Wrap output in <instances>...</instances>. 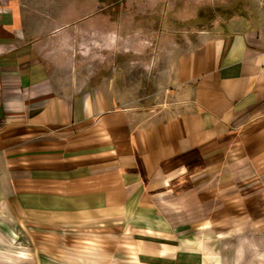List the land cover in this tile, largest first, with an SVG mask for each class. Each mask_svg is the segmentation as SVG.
I'll use <instances>...</instances> for the list:
<instances>
[{
	"label": "crops",
	"instance_id": "0c3cea01",
	"mask_svg": "<svg viewBox=\"0 0 264 264\" xmlns=\"http://www.w3.org/2000/svg\"><path fill=\"white\" fill-rule=\"evenodd\" d=\"M141 4L0 0V264H264V7Z\"/></svg>",
	"mask_w": 264,
	"mask_h": 264
},
{
	"label": "rangeland",
	"instance_id": "374dc122",
	"mask_svg": "<svg viewBox=\"0 0 264 264\" xmlns=\"http://www.w3.org/2000/svg\"><path fill=\"white\" fill-rule=\"evenodd\" d=\"M114 1H123V0H114ZM132 1V0H129ZM142 1V4L147 6V14L149 16H157L162 20L169 19L161 22L160 32H164L165 35L163 37H168L170 31L176 32V41L178 43H185L183 40L184 36L189 32L190 25L186 24L185 20H191L193 23L202 19V21H209L210 24H216L218 17L220 19H227L229 16L233 14H249L252 6H263L264 0H139ZM257 1V2H256ZM142 4L140 6H142ZM130 8H126L130 13L137 12L138 9L134 8L135 5H130ZM251 7V8H250ZM253 13V12H251ZM181 20V22H177V25H173L172 20ZM170 22V23H169ZM152 28V25L148 26ZM155 27V26H154ZM147 28V26H146ZM195 28V27H193ZM165 29V30H164ZM194 30V29H193ZM132 31L128 30L127 33H131ZM144 56L145 61L152 62V51L154 49L163 50L164 42L161 41V45L158 46V42H144ZM168 42L166 41L167 45ZM133 46V44H132ZM114 50H117V47L114 46ZM120 54V53H117ZM142 50L140 49V55H142ZM114 59L116 55H113ZM136 49L133 47L129 48L126 56L124 57V62H128L130 64L137 63ZM91 72H95L98 74L97 76L108 75L117 80L118 82H129L136 83L137 79H140L141 82L145 80V82H150L152 79V73H143V68H90ZM139 72V73H138ZM151 84V83H149Z\"/></svg>",
	"mask_w": 264,
	"mask_h": 264
}]
</instances>
